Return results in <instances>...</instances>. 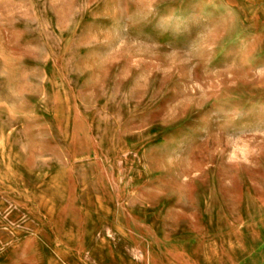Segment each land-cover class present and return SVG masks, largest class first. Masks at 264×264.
Masks as SVG:
<instances>
[{
	"label": "rangeland",
	"instance_id": "1",
	"mask_svg": "<svg viewBox=\"0 0 264 264\" xmlns=\"http://www.w3.org/2000/svg\"><path fill=\"white\" fill-rule=\"evenodd\" d=\"M0 264H264V0H0Z\"/></svg>",
	"mask_w": 264,
	"mask_h": 264
}]
</instances>
